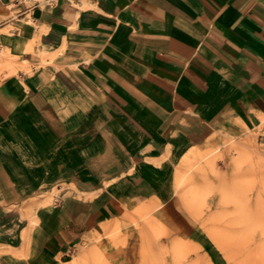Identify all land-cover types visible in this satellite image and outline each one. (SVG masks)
<instances>
[{"label": "crops", "instance_id": "0c3cea01", "mask_svg": "<svg viewBox=\"0 0 264 264\" xmlns=\"http://www.w3.org/2000/svg\"><path fill=\"white\" fill-rule=\"evenodd\" d=\"M261 116L264 0H0V263L154 199L189 237L181 160Z\"/></svg>", "mask_w": 264, "mask_h": 264}, {"label": "rangeland", "instance_id": "374dc122", "mask_svg": "<svg viewBox=\"0 0 264 264\" xmlns=\"http://www.w3.org/2000/svg\"><path fill=\"white\" fill-rule=\"evenodd\" d=\"M260 118L248 125L227 123L209 144L192 149L181 160L177 174L190 163L185 170L194 176L195 190L200 193L197 219L183 206L175 180L176 206L192 225L187 230L189 237L173 228L154 199L124 208L115 219L119 223L115 233L100 230L110 221L101 224L60 264H72L74 256L91 257L93 253L98 258L87 257V264H264V116ZM200 153L206 154L204 158H197ZM196 159L200 161L197 166ZM152 203L153 209H145ZM238 211L245 214L246 221L235 217ZM147 222L155 233L141 237ZM175 243L182 250L175 252Z\"/></svg>", "mask_w": 264, "mask_h": 264}, {"label": "bare ground", "instance_id": "6f19581e", "mask_svg": "<svg viewBox=\"0 0 264 264\" xmlns=\"http://www.w3.org/2000/svg\"><path fill=\"white\" fill-rule=\"evenodd\" d=\"M28 49H29V47H28ZM32 51H33V49H32ZM4 62H5V64L12 63V62L9 61V59L8 60H5ZM24 70L28 71L27 69H24ZM262 120H263V118H260V121L261 122H263ZM237 153H239V151ZM201 155H202V158H204V156L206 154L203 155V153L202 154L200 153V155H198L197 158H199ZM197 161H199V159L198 160L197 159L195 160L196 166L198 165V163H200V161L199 162H197ZM195 164H194V166H195ZM187 165L190 166V163L184 165V167H183L184 169L180 170L178 172L177 176H176L177 193H178V195H180L179 197H181L183 206L188 210V212L193 217L197 218L199 216V214H200V209H199V206H198L200 204L199 203V198H198V196H199L200 193L198 194L199 190H195V188H196V181L194 180V176H191V174L190 173H187L188 171L185 170V169L188 168ZM202 171H204V170H202ZM203 174H205V173H203ZM154 206L155 205L152 203V204L147 205L145 207V209H149L150 210V209H153ZM235 217H237L240 220H244V221L247 220V217L245 216V214L243 212H240V211L237 212V214L235 215ZM197 219H199V218H197ZM118 227H119V223L118 222H115V220H112V221L109 222V224L102 226L100 228V230L103 233L109 234V233L115 231ZM113 233H115V232H113ZM154 233L155 232H154V230H153L150 222H147L141 228V230H140V236L141 237H146V235H153ZM214 244L218 248H220L219 244H217V242L215 240H214ZM173 247H174V250H176L175 252H178L179 249H181V245H178L177 243H175ZM97 254L98 253H93L91 257L93 259L94 258L97 259L98 258L97 256H99ZM159 255H158V260L161 257V256L159 257ZM87 257H89V256H87V255L74 256L73 257V260H72V264H87V262L89 260ZM91 257H89V258H91ZM161 260H163V259H161Z\"/></svg>", "mask_w": 264, "mask_h": 264}]
</instances>
